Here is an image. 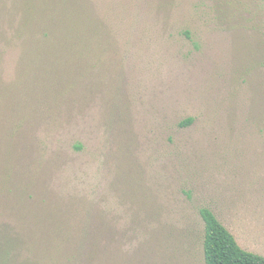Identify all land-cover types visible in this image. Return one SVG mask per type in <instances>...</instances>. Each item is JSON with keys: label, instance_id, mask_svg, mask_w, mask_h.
I'll return each mask as SVG.
<instances>
[{"label": "rangeland", "instance_id": "obj_1", "mask_svg": "<svg viewBox=\"0 0 264 264\" xmlns=\"http://www.w3.org/2000/svg\"><path fill=\"white\" fill-rule=\"evenodd\" d=\"M36 12L73 34L55 59L2 38ZM31 167L37 211L110 212L116 264H206L201 207L264 256V0H0V178Z\"/></svg>", "mask_w": 264, "mask_h": 264}, {"label": "trees", "instance_id": "obj_2", "mask_svg": "<svg viewBox=\"0 0 264 264\" xmlns=\"http://www.w3.org/2000/svg\"><path fill=\"white\" fill-rule=\"evenodd\" d=\"M36 14L37 12L26 16L30 17L32 23H38V28L33 32L32 24L28 25L30 29L22 28L25 37L23 42L18 41L17 32L12 33L11 39L3 32L2 38L12 47L16 42L17 49L22 51L19 56L23 54L30 57L34 55L37 47L49 44L51 47H46L45 51L49 54L48 57L55 59L54 55L61 54L60 49L67 48V45H53L66 43L65 40L73 37V34L70 31L53 32V29H49L50 23L47 26L43 23L42 27L39 21H33V17L38 16ZM83 18L85 17L79 18V23L71 22L72 19L65 21L64 27L82 25ZM42 29L44 31L41 34L39 31ZM24 32L28 34L27 37ZM90 32H94L99 39L104 37L103 34L99 36L94 30ZM19 36L21 37L22 34ZM33 37L37 38L35 43L39 46L32 45ZM97 37L92 39L88 47L82 46V51H87L93 56L95 45H92L95 38L96 41L98 40ZM25 44H29L30 47H26ZM193 121L194 119L189 117L180 124L187 126ZM72 147L75 152L86 149V145L78 139L72 143ZM75 155L67 153V159H64L62 166L72 167L77 160ZM71 157L74 158L68 161ZM18 161L19 159H16V162ZM29 162L32 163L34 160ZM32 169L33 167L26 168L25 176L17 173L20 178L18 183L0 178V264H116L118 250L114 246L113 238L117 237L115 235L118 228L112 222L108 223L107 214L110 212L100 209L98 204L87 201L86 196L78 197L75 203L66 204L58 199L54 210L49 208L47 211H41L39 208L37 211L38 206L32 199L36 201L39 199L41 202L42 194L27 193L30 184H36L38 181V177L32 181L37 176ZM6 182L11 183L14 188L13 193H5ZM42 203H46V198ZM82 205H86L87 210L81 223V219L77 218V212L84 210ZM199 212L204 221L203 250L206 264H264V256L244 249L209 207H201ZM123 264H127V261Z\"/></svg>", "mask_w": 264, "mask_h": 264}]
</instances>
